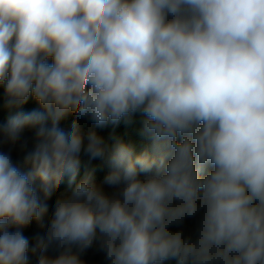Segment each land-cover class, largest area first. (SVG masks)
I'll list each match as a JSON object with an SVG mask.
<instances>
[{
    "label": "clouds",
    "instance_id": "clouds-1",
    "mask_svg": "<svg viewBox=\"0 0 264 264\" xmlns=\"http://www.w3.org/2000/svg\"><path fill=\"white\" fill-rule=\"evenodd\" d=\"M0 85L5 108L43 109L0 123V264H29L22 229L82 155L122 187L89 174L57 199L37 264H87L94 244L108 264H264V0H0ZM136 113L151 151L108 154L96 129Z\"/></svg>",
    "mask_w": 264,
    "mask_h": 264
},
{
    "label": "trees",
    "instance_id": "trees-1",
    "mask_svg": "<svg viewBox=\"0 0 264 264\" xmlns=\"http://www.w3.org/2000/svg\"><path fill=\"white\" fill-rule=\"evenodd\" d=\"M50 62V61H49ZM4 86L0 85V123H5L8 118L11 115H14L17 111H24L29 112L34 109L43 111V109L40 107V105L34 101L31 97H29V100L27 103L22 105L20 108H14V109H7L4 106ZM68 116V114L63 118L65 119ZM63 119L61 121H63ZM60 121V123H61ZM143 117L140 113H136L132 116L131 122H125L124 119H122L119 124L112 125L110 124V137L105 139V145L107 148V153L110 154L111 151H113L115 145L117 142H123L131 145L134 148V156L141 154L146 149L151 151V140L146 137L145 135H142V129H143ZM30 136L29 139L32 136V133L29 131ZM32 144L29 143V150L32 148ZM25 153L19 152L16 156L13 158L14 164H16L22 171L27 172L30 170V166H27L24 164V157ZM82 163L80 166V169L77 173V176L74 181L69 183V177L65 176L63 181L61 182L60 186L56 188L54 191H62L66 189H71L76 186L82 179H84L89 174L92 177V181L95 182L97 180H100L107 176L109 172L111 171V168L109 167L107 163V159L105 161H102L100 159H94L92 161H88V158L86 156L81 157ZM141 178H143L144 174H140ZM39 183V181H37ZM173 231H176L175 227L172 228ZM23 234L25 237L29 240V242H32L33 244L36 243V237L29 233L27 227L22 229ZM184 234L187 236L191 234V230H183ZM35 256V253H33L32 248L29 247L27 256ZM163 264H177V261L175 259L166 260L163 262Z\"/></svg>",
    "mask_w": 264,
    "mask_h": 264
},
{
    "label": "rangeland",
    "instance_id": "rangeland-1",
    "mask_svg": "<svg viewBox=\"0 0 264 264\" xmlns=\"http://www.w3.org/2000/svg\"><path fill=\"white\" fill-rule=\"evenodd\" d=\"M73 122H79L81 125V130L84 134H87V132L90 130V128L93 126L92 121L88 117H81V116H75L71 113L68 114V116L63 119L60 123V127L64 130L68 131L71 129V126ZM110 124H108L105 127L97 128L96 131L98 135L103 137L104 141L106 138L110 137ZM24 135L29 138L30 133L29 131H25ZM0 150L7 151V146H4L3 148H0ZM20 151L18 149L12 151V159L14 156H16ZM106 159V158H105ZM103 159L102 161H105ZM101 160V159H100ZM106 177V176H105ZM105 177L95 181L94 183L100 187L107 195L109 196H115L119 192V187L122 186H110L105 183ZM73 188L66 189L62 191H54L52 197L48 200L49 210L44 215L41 221H35L33 220L28 226L27 229L29 233L33 234L35 237L43 236L45 235L47 228L50 224L51 218L53 216L54 212V206L57 199L62 198L66 195H69L71 193ZM196 221L195 219H187L184 223L183 230H191L190 232H194L195 230ZM176 228V227H175ZM177 229V228H176ZM35 244L32 242H29V247L33 248ZM72 251L77 252L78 249L75 245L72 246ZM39 256V252L37 251L35 253V256H27L29 264H37V259ZM81 258L87 262V264H108V261L105 259V255L103 252L97 250V245L94 244L93 247L85 250L83 253H81Z\"/></svg>",
    "mask_w": 264,
    "mask_h": 264
}]
</instances>
